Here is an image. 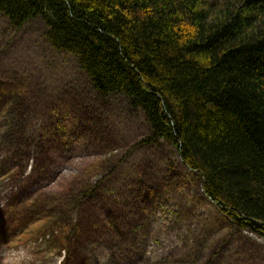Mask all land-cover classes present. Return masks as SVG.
<instances>
[{"label":"rangeland","instance_id":"obj_1","mask_svg":"<svg viewBox=\"0 0 264 264\" xmlns=\"http://www.w3.org/2000/svg\"><path fill=\"white\" fill-rule=\"evenodd\" d=\"M47 32L0 13V264H264V238L205 198L170 146H137L145 117L101 99ZM87 185L94 197L58 220Z\"/></svg>","mask_w":264,"mask_h":264},{"label":"trees","instance_id":"obj_2","mask_svg":"<svg viewBox=\"0 0 264 264\" xmlns=\"http://www.w3.org/2000/svg\"><path fill=\"white\" fill-rule=\"evenodd\" d=\"M215 3L0 0V13L18 31L42 18L50 45L77 58L101 99L144 113L154 133L137 146L165 141L205 198L264 238V0ZM96 190L84 186L58 220Z\"/></svg>","mask_w":264,"mask_h":264},{"label":"bare ground","instance_id":"obj_3","mask_svg":"<svg viewBox=\"0 0 264 264\" xmlns=\"http://www.w3.org/2000/svg\"><path fill=\"white\" fill-rule=\"evenodd\" d=\"M42 19V18H41ZM35 20V19H34ZM33 21V20H32ZM45 22V21H44ZM45 24H46V22H45ZM47 26V25H46ZM52 47V46H51ZM53 48V47H52ZM54 49V48H53ZM55 50V49H54ZM56 51V50H55ZM91 87H92V89H93V86H92V84H91ZM93 91L98 95V92L97 91H95L94 89H93ZM112 97H117V96H110V97H108V98H102V99H109V98H112ZM138 113H141L144 117H145V115H144V113H142V112H138ZM145 119H146V117H145ZM146 121H147V119H146ZM148 122V121H147ZM148 124H149V122H148ZM150 125V124H149ZM150 127H151V130H152V134L151 135H153V133H154V130L152 129V126L150 125ZM161 143H164V144H166L167 146H169L165 141H162ZM204 196V195H203Z\"/></svg>","mask_w":264,"mask_h":264}]
</instances>
